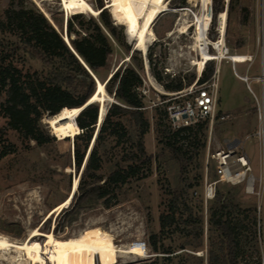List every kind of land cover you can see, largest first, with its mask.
Returning a JSON list of instances; mask_svg holds the SVG:
<instances>
[{
	"label": "rangeland",
	"instance_id": "obj_1",
	"mask_svg": "<svg viewBox=\"0 0 264 264\" xmlns=\"http://www.w3.org/2000/svg\"><path fill=\"white\" fill-rule=\"evenodd\" d=\"M87 1L95 10H100L97 7L98 0ZM102 1L106 8L111 0ZM164 1L166 11L159 14L152 27V33L147 37L146 53L137 49L136 41L130 40L126 34V26L118 24L112 10L107 9L113 24L117 26L119 38L130 47V53L137 51L135 55L142 60L140 74L144 84L139 91L145 106V116L150 123L144 143L147 154L152 157L151 162L144 167L145 175L120 187L112 186L108 189L111 195L116 194L118 200L111 208H106L103 200L90 199L78 203L72 212H69L72 209L71 202L61 212L51 215L55 207L69 197L76 178L80 183L79 175L82 169L78 174L74 160L76 136L64 140L54 136L47 125V120L53 116L46 113L40 125L56 139L38 145L8 128V119L1 113L0 146L11 145L12 153L0 159V234L12 240L24 241L33 229L41 227L45 233L52 232L57 238L66 239L98 227L109 233L118 246L145 253L141 258H121L118 264H141L157 257V264H203L199 257H203L204 264H208V244L212 238H217V235L211 234L210 231V211L215 200L221 197L222 200H231L233 205L239 208L235 210V215L243 221V227L239 228L238 232L241 242L240 264H261L264 254V213L263 209L259 211L263 206L262 197L248 194L243 186L220 183L216 186V197L210 198L207 194L208 183L218 179L211 154L218 148H223L227 140L245 141L244 150L249 157L253 174L256 178L261 176L260 144L254 137L258 128L254 98L246 83L234 75L230 62L223 60L218 65L219 60L210 61L208 64L214 71L220 67L218 107L214 124L210 126L208 123L202 128L198 143L194 138L199 124L192 126V131L175 136L182 127L173 125L169 120L168 108L183 98L174 99V92L164 89L156 81L148 57L153 54V64L162 74L163 84H171L172 80L181 79L185 84L191 82L193 85L198 77L202 76L198 74V67L195 66V62L201 59L195 47L197 21L198 17L204 15V8L203 0ZM260 4L261 0H219L218 5L222 10L215 14V2L212 0L211 24L208 31L209 49L215 54L211 45L218 38L221 14H226V46L230 54L252 56L251 63L236 66L240 75L248 74L252 78H257L260 74ZM12 8L42 13L62 34V30L66 29L67 20L77 14L72 11L67 14L62 0H0L1 20L7 21L8 11ZM84 16L86 21L91 17L96 21L99 19V15L90 13H84ZM112 42L114 52L109 56L107 68L101 70L98 75L101 82L107 80L120 66L131 64L128 50L113 39ZM33 51L32 47L24 44L20 33L0 31V64L13 62L24 75L45 78L55 67L53 64L48 65L34 59ZM251 86L257 94L260 92V85L255 80ZM108 95L112 96L109 93ZM5 100L6 94L0 96V103ZM113 103L114 101L106 102L107 110ZM97 104L101 109V104ZM224 115H229L230 118L222 120ZM118 121L121 125L116 126ZM98 125L99 120L96 134L101 127L98 128ZM114 129L117 135L107 136L99 148L102 157V169L99 174L104 179L117 168L132 163L133 161L128 160H134L129 158H135L136 154L133 141H130L129 137L130 134L136 135L130 117L112 119L107 124V132ZM169 140L175 142L178 147L183 146L184 150H189L185 160L179 159L180 157L166 146ZM78 143L84 148L81 140ZM189 158L191 159L188 160ZM176 192L183 194L188 208H193L199 215H203L205 247L203 250H180L182 245L195 243L199 239L192 234L185 236L174 233L164 235L159 246L161 252L172 249L175 253H155L149 244L150 237L160 235V217L166 212L172 194ZM79 193L81 192L77 195ZM44 241L45 238L40 239L41 243ZM168 256L170 259L166 258Z\"/></svg>",
	"mask_w": 264,
	"mask_h": 264
},
{
	"label": "trees",
	"instance_id": "obj_2",
	"mask_svg": "<svg viewBox=\"0 0 264 264\" xmlns=\"http://www.w3.org/2000/svg\"><path fill=\"white\" fill-rule=\"evenodd\" d=\"M218 1L214 0L215 14L222 10ZM97 7L100 9L98 21L94 17L86 21L84 14L73 15L67 20L66 31L69 43L65 41L64 34L58 32L40 12L12 8L8 11L7 21L0 18L1 32L9 30L20 33L24 44L34 49L32 52L34 59L48 65L53 64L55 67L50 75L39 78L29 74L24 75L13 62L0 64V96L6 94V100L0 103V114L8 119V128L17 131L25 140L34 141L38 145L56 139L40 125L46 113L48 116H55L64 108H82L93 97L97 90L96 79L99 80L100 71L107 68L109 56L114 52L112 39L129 52L131 64L120 66L108 81H102L106 84L107 92L118 104L113 103L110 106L97 134L95 130L100 113V106L97 103L89 104L77 117V124L82 130L75 137L74 158L78 174L88 151H91L81 173L78 190L73 197L72 209L69 212H72L78 203L90 199L103 200L104 206L111 208L118 200L116 194L111 195L108 189L112 186L120 187L134 178L144 176V167L152 160L146 152L144 143V136L149 132L150 123L145 116V106L139 91L144 84L140 74L142 60L135 55L137 51L130 53V47L119 38L117 26L113 24L102 0H98ZM62 31L64 33V29ZM153 61V54H150L148 62L152 75L164 89L179 92L191 85V82L185 84L181 79H174L171 84H163L162 74L155 68ZM214 73V68H210L207 63L199 83L211 79ZM125 116L130 117L136 131L135 136L129 135L136 149L135 158H129L134 159L128 160L133 161L132 163L117 168L107 179H104L99 174L102 169L99 148L107 136L117 135L116 129L107 132V124L112 119H121ZM207 124V121L199 124L194 138L196 143L199 133ZM118 125H121V122H116V126ZM188 131H192V128L184 127L177 131L175 136ZM79 140L83 142L84 148L78 143ZM93 140L95 142L91 148ZM166 146L182 161L189 154V150H184L183 146L178 147L171 140ZM11 147V145L0 146V159L12 153ZM78 192L81 193L77 195ZM187 208L183 194L173 193L166 212L160 217V235H151L149 240L155 253L170 255L175 253L172 249L161 252L159 246L164 235L174 233L185 236L192 234L199 239L195 243L182 245L180 250L204 249L203 215H199L193 208ZM237 209L239 208L227 198L222 200L218 197L215 200L210 211L209 226L211 234H216L217 238H212L208 244V264H240L241 242L238 232L239 228L243 227V221L236 218ZM166 258L170 259V256ZM199 259L204 264L203 257ZM157 262L158 257L141 264H157Z\"/></svg>",
	"mask_w": 264,
	"mask_h": 264
},
{
	"label": "bare ground",
	"instance_id": "obj_3",
	"mask_svg": "<svg viewBox=\"0 0 264 264\" xmlns=\"http://www.w3.org/2000/svg\"><path fill=\"white\" fill-rule=\"evenodd\" d=\"M62 2L67 14L71 11L77 14L90 13L95 16L100 14V10H95L87 0H62ZM211 5L212 0H203L204 15L198 17L197 21L198 28L195 48L198 50L201 59L195 62V66L198 67L199 75L202 74L208 62L219 60L218 65H220L224 59L228 58L225 53L227 46H225L224 42L226 14H221V38L215 44V54L209 51L208 31L212 16ZM107 8L112 10V15L118 24L126 26V34L130 40L136 41L137 49L146 53L147 37L152 33V27L159 14L166 11L165 1L111 0ZM65 40L69 43L66 35ZM229 59L242 64L253 60L249 55L237 54H229ZM219 71L220 67L218 68V74ZM107 101L116 102L113 96L108 95L106 84L97 80V90L88 104H101L99 127L104 122L108 113L106 108ZM82 109L83 107L64 108L59 114L49 118L47 125L52 130V134L61 139L75 137L80 134L82 130L77 124V117ZM94 142L95 140L93 144ZM78 186L79 180L76 178L69 197L55 207L51 215L61 212V210L70 205L78 190ZM41 238H45V241L42 243L40 242ZM144 254V252H138L136 249H125V247L118 246L109 233L98 227L87 229L77 236L66 239L57 238L52 232L45 233L41 227L33 229L24 241L12 240L6 235L0 234V264L5 262L7 264H118L121 258H127L128 256L141 258L144 257Z\"/></svg>",
	"mask_w": 264,
	"mask_h": 264
},
{
	"label": "built area",
	"instance_id": "obj_4",
	"mask_svg": "<svg viewBox=\"0 0 264 264\" xmlns=\"http://www.w3.org/2000/svg\"><path fill=\"white\" fill-rule=\"evenodd\" d=\"M260 38H259V62L260 74L254 78L248 74L242 76L237 71L239 62L229 59L230 50L225 48V53L228 58L224 59L232 64L234 75L246 83L248 91L254 98L257 109L258 128L254 133V137L258 140L261 150V176L256 178L250 166V160L244 150L245 141L238 139L227 140L223 148H218L211 154V160L215 163V169L218 179L208 183L207 194L210 198L215 197L217 184L230 186H243L246 192L250 195L261 196L263 206L259 208L264 213V0L260 4ZM221 33L218 29V38L211 45L215 51V44L220 41ZM225 42V35H224ZM226 46V42H225ZM211 51V49H209ZM252 57V56H251ZM215 61V60H213ZM252 62V61H251ZM250 62V63H251ZM251 66H248L250 68ZM217 74L215 71L211 79L204 83H199L200 76L197 81L186 87L184 90L172 93L174 99H181L180 102L168 108V118L173 125L184 128L196 126L203 122H208L210 126L214 124L217 116L218 107V89H217ZM255 80L260 85V92L257 94L252 86V81ZM229 115L222 116V120L229 119ZM249 136L246 137L248 139ZM262 230V242L264 247V222ZM261 264H264V254Z\"/></svg>",
	"mask_w": 264,
	"mask_h": 264
},
{
	"label": "water",
	"instance_id": "obj_5",
	"mask_svg": "<svg viewBox=\"0 0 264 264\" xmlns=\"http://www.w3.org/2000/svg\"><path fill=\"white\" fill-rule=\"evenodd\" d=\"M107 8V7H106ZM108 9V8H107ZM52 25L54 26V28L58 31V32H60V30L52 23ZM64 34L67 36V31H66V29H65V31H64ZM65 39V38H64ZM66 41V40H65ZM67 42V41H66ZM113 74H114V72H113ZM110 77H111V74L109 75ZM110 77H108V78H110ZM96 81H97V79H96ZM89 102V101H88ZM88 102H87V104H85V106H83V109L85 108V107H87L89 104H88ZM114 103H116V104H118L117 102H114ZM82 109V110H83ZM99 118V117H98ZM98 128H99V125H98ZM88 153H89V151H88ZM88 153H87V156H88ZM87 156H86V159H87ZM86 159H85V161H86ZM74 160H75V158H74ZM85 161H84V164H85ZM84 166V165H83ZM82 171H83V167H82ZM82 171H81V173H82ZM81 173H80V175H79V177L81 176Z\"/></svg>",
	"mask_w": 264,
	"mask_h": 264
}]
</instances>
